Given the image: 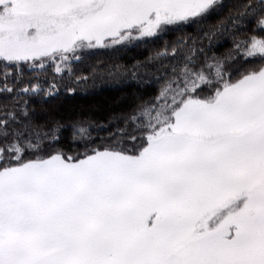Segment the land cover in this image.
Segmentation results:
<instances>
[{
	"label": "snow or ice",
	"instance_id": "6c2138e0",
	"mask_svg": "<svg viewBox=\"0 0 264 264\" xmlns=\"http://www.w3.org/2000/svg\"><path fill=\"white\" fill-rule=\"evenodd\" d=\"M225 7L0 0V264H264V0ZM181 29L130 65L85 64ZM153 80L67 143L23 99Z\"/></svg>",
	"mask_w": 264,
	"mask_h": 264
},
{
	"label": "trees",
	"instance_id": "16d2710c",
	"mask_svg": "<svg viewBox=\"0 0 264 264\" xmlns=\"http://www.w3.org/2000/svg\"><path fill=\"white\" fill-rule=\"evenodd\" d=\"M225 9L231 4L232 0H224ZM215 16L211 19L214 21ZM191 29H181L170 31L166 35L150 43L139 44L127 49H121L118 53L95 52L85 60L89 62L100 61L102 63H127L132 64L137 60H143L150 51L159 48L164 41H171L174 37L190 32ZM231 47V38L222 39L219 44L214 43L213 51L225 53ZM85 74H87L85 72ZM160 84L155 80L140 84L138 86H119L110 82H97L95 88L86 91L76 89L74 94L61 91L58 96L45 100L43 96H25L28 100V107L35 110L34 120L38 123H59L65 125L62 136V143H67L71 137L72 129L70 125L77 120H86L93 127L107 125L113 116H118L130 110V105L140 103L154 97ZM3 98L0 97V102ZM111 131V129H109ZM101 135L105 133H100ZM96 135V133H93Z\"/></svg>",
	"mask_w": 264,
	"mask_h": 264
}]
</instances>
